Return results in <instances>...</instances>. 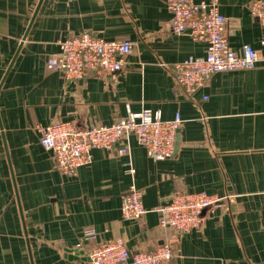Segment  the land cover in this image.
<instances>
[{"label": "crops", "instance_id": "0c3cea01", "mask_svg": "<svg viewBox=\"0 0 264 264\" xmlns=\"http://www.w3.org/2000/svg\"><path fill=\"white\" fill-rule=\"evenodd\" d=\"M253 1L220 0L238 53L244 44L262 50ZM171 18L163 0H0V264H91V247L115 238L131 251L171 244L168 264H264V61L215 72L188 98L172 68L207 44L172 32ZM86 31L137 42L121 71L69 79L47 67L61 40ZM128 108L159 110L165 120L180 113L171 158H151L131 135L94 149L93 162L68 175L40 143L39 125H109ZM134 182L148 211L127 220L121 205ZM200 191L228 199L191 232L160 225L157 210L174 194ZM79 248L85 257L68 252Z\"/></svg>", "mask_w": 264, "mask_h": 264}, {"label": "built area", "instance_id": "2783aa9c", "mask_svg": "<svg viewBox=\"0 0 264 264\" xmlns=\"http://www.w3.org/2000/svg\"><path fill=\"white\" fill-rule=\"evenodd\" d=\"M163 1L172 14V32L189 33L193 40L207 44L205 54L189 55L172 68L175 82L183 88L186 97L194 98L215 72L253 68L260 60L264 61V35L260 40L262 50L251 44H244L240 53L230 48L220 0ZM250 12L264 27V0L253 1ZM136 45L135 40L105 39L86 31L61 40L59 53L48 58L47 67L62 72L69 79L82 78L87 71L113 75L125 67ZM182 123L180 113L171 120H165L159 110L142 108L133 111L128 108L126 116L109 125L97 123L78 128L72 122L58 120L47 126H37V131L43 148L53 152L57 167L68 175H76L79 168L93 162L94 149L112 150L123 138L131 135L136 137L151 158H171ZM118 151L129 154L128 146L120 147ZM127 166L129 172L135 174L131 160L127 161ZM226 199L228 196L205 191L177 192L168 204L158 208L160 225L179 233L191 232L202 224L206 209ZM147 211L144 192L134 182L123 198L122 216L135 220ZM85 233L96 237L94 229ZM176 255L171 244L159 245L151 250L131 251L120 238L97 241L89 250L91 264H168Z\"/></svg>", "mask_w": 264, "mask_h": 264}, {"label": "water", "instance_id": "95a60500", "mask_svg": "<svg viewBox=\"0 0 264 264\" xmlns=\"http://www.w3.org/2000/svg\"><path fill=\"white\" fill-rule=\"evenodd\" d=\"M179 140H180V136L177 135L176 147L179 145ZM176 149H177V148H176ZM68 252H69V253H75L76 257L79 256V255L85 257V256L87 255L86 250H85V249H82V248H79V249H77V250H72V251L69 250ZM70 255H73V254H70Z\"/></svg>", "mask_w": 264, "mask_h": 264}]
</instances>
